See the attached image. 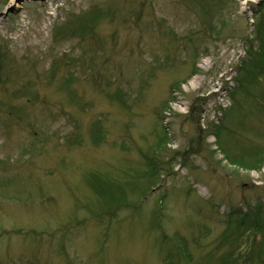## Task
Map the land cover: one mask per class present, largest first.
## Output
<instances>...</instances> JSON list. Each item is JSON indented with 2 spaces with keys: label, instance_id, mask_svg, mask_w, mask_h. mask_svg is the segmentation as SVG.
<instances>
[{
  "label": "rangeland",
  "instance_id": "1",
  "mask_svg": "<svg viewBox=\"0 0 264 264\" xmlns=\"http://www.w3.org/2000/svg\"><path fill=\"white\" fill-rule=\"evenodd\" d=\"M189 1L0 0V264H264V0Z\"/></svg>",
  "mask_w": 264,
  "mask_h": 264
},
{
  "label": "trees",
  "instance_id": "2",
  "mask_svg": "<svg viewBox=\"0 0 264 264\" xmlns=\"http://www.w3.org/2000/svg\"><path fill=\"white\" fill-rule=\"evenodd\" d=\"M223 0H190L189 4H187L188 6H191L194 8V6L200 7L201 8V12L204 15L205 14V23H207V19H209L210 21L215 20L216 16H213V14H217L219 12V4L222 2ZM84 15V16H83ZM82 16H79V19L82 20L79 23L81 24L78 28L76 26L74 27H67L64 30L60 31L61 36L60 37H66L68 35V29L70 32H76L80 35L83 36H87L88 34L92 33L94 30L95 25L98 23V18L95 17L94 15H92L91 13L88 14H83ZM77 20V19H76ZM57 62L60 61V59H56ZM259 61V60H258ZM58 64V63H57ZM57 64L54 65H50L51 67V72H54V69L56 67ZM253 69H257L260 70V68L262 67L260 61L258 64H255L252 66ZM244 67H242L241 69H244ZM245 72H247V70L245 69ZM241 87V85H239V88ZM198 99H195L191 105V107L189 108V115L187 116L188 118L193 117V115L195 118H198L200 115V109L198 108ZM247 152V150H246ZM242 153V158L244 161L240 160V166L248 169L249 167L252 169H256L253 168L254 166H251L249 162V158L256 156V154H263L264 152V145H255L253 146L252 149H250L247 153ZM257 164V163H256ZM149 165V166H148ZM152 164H148L146 163V167L148 168L149 171L152 170ZM161 167V165H160ZM164 173H169L167 170H163V168L161 167V170ZM148 175V172H147ZM153 176V175H152ZM151 176V177H152ZM258 204L253 206L251 208V213L255 215L256 212V208H257V212L258 214L256 215L255 219H252L251 222L249 223V221L247 220L248 218L246 217L245 219L243 217H241L238 220V225L237 228L231 233V237L236 236L238 237V233L240 230V237L242 236V232L246 233L247 231H244V229L246 228H250L252 230L253 236H259L258 240L253 239V242L256 245V242L259 244L260 246V253L259 255L255 254V258L253 259V261L256 262H260L263 261L264 263V211H263V206L260 202H257ZM248 230V229H247ZM226 238H224L225 241ZM185 258V257H184Z\"/></svg>",
  "mask_w": 264,
  "mask_h": 264
}]
</instances>
